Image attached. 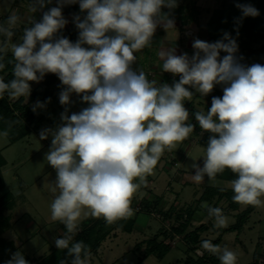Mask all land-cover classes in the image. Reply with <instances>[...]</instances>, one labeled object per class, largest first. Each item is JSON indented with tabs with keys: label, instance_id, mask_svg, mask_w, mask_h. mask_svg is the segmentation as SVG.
Segmentation results:
<instances>
[{
	"label": "clouds",
	"instance_id": "9594fccd",
	"mask_svg": "<svg viewBox=\"0 0 264 264\" xmlns=\"http://www.w3.org/2000/svg\"><path fill=\"white\" fill-rule=\"evenodd\" d=\"M51 2L31 0L29 12L36 13ZM76 3L86 15L73 18L78 29L73 42L59 33L68 23L63 7ZM57 4L43 12L40 21L30 19L31 26L16 43L12 39L21 17L13 13L0 24L4 37L0 70L6 67L9 50L12 60L8 63L13 65V79L5 82L0 77V99L5 94L11 100L29 97L30 82L39 83L49 73L63 86L59 93V102L65 106L62 123L40 132L41 140L52 137L45 154L56 172L50 188L54 194L50 218L66 229L54 243L71 257L60 264H89L88 246L73 242L83 220L103 218L112 225L134 214L133 197L147 184V176L164 152L177 149L195 130L184 102L192 101L197 93L207 96L217 85L224 86L222 97L214 96L207 112L195 113L201 134L210 135L203 166L192 159L195 173L191 179L196 184L206 177L212 182L230 170L236 177L230 181L232 200L264 207V65L242 63L236 40L224 32L222 39L211 43L194 39L191 56L187 52L177 55L175 47H161L158 56L163 72L179 79L157 86L133 65L136 53L153 46L158 27L175 29L171 10L178 6L177 0H57ZM236 6L242 12L238 22L259 15L251 4ZM73 94L88 106L69 115ZM47 103L50 98L37 101L33 112ZM8 135V130L0 132L2 137ZM201 207L216 228L227 227L228 217L220 207L207 202ZM201 248L217 256L220 264H237V253L227 247L203 240ZM5 264L29 262L17 251Z\"/></svg>",
	"mask_w": 264,
	"mask_h": 264
},
{
	"label": "rangeland",
	"instance_id": "374dc122",
	"mask_svg": "<svg viewBox=\"0 0 264 264\" xmlns=\"http://www.w3.org/2000/svg\"><path fill=\"white\" fill-rule=\"evenodd\" d=\"M30 1L31 0H27L26 2L20 0H0V24H5L8 16L13 13L20 16L21 10L29 11ZM53 2H56V0H53ZM227 2L228 0H177L178 6L171 10V17L174 19L175 25L184 24V22H186L183 30L193 31L197 38L210 42L207 35L206 22L214 9L224 8ZM57 6V3L53 5V7ZM77 6L78 10L74 12L62 9V14L68 20L65 27L76 30V38L78 39V29L75 27L73 18L75 15H79L81 19H83L86 12L81 14L79 4H77ZM42 11L41 9L36 13L29 12L27 19L24 21L20 20L22 24L19 22L14 31L23 34V30L28 26L30 19H42L40 16V13H43ZM162 11L169 12L170 10L164 8ZM243 24L244 23L239 25L241 27L238 26L237 28L239 38H234L238 44L237 56H243L244 59L241 62L246 65L250 66L254 63L264 65V29L260 27L261 25L264 27V23L258 24L256 21L251 20L250 25L247 27L252 31L254 30L253 32H250L249 29L242 31ZM255 28L258 32H255ZM157 32H161L162 37L159 36ZM3 39L4 37L0 36V40ZM19 39L20 36H14L12 43L18 42ZM166 39L178 43V46L175 48L176 54L180 55L183 53L182 49L186 48V43L189 39L193 40V37H187L185 33L183 34L177 28L168 29L166 31L163 27H158L153 36V46L144 49L140 53H136L137 63L133 65L134 69L143 70L145 72L150 67L156 68V61H160L162 64L163 60L158 56V52L161 47L168 48L161 45L162 40ZM9 52L11 53L10 50ZM224 55H226V53L221 54V56ZM152 75L150 81L157 78V74L154 71ZM167 76L170 77V74ZM171 76L173 75L171 74ZM57 83L61 84L60 81H57ZM30 85L31 89H40L42 87L41 81L39 83L30 82ZM54 91L56 93V88H54ZM60 92L61 90L59 93ZM57 94L58 93H56L55 99H59ZM76 97V94H73L71 97L73 103L68 106L69 115L81 110L76 104ZM23 98L24 102L28 99V97ZM55 99L51 100L50 106L53 109L56 107L61 113L64 112L65 106L57 104ZM205 102V99L198 93L193 96L192 101L184 102V106L190 114L189 122L195 125V128L197 121L194 115L196 111L206 112ZM32 104H35V102ZM55 104L57 106H55ZM72 107H75L74 111H71ZM42 111L45 112V108L37 109V111L31 115L33 116V121L37 119ZM46 114L47 112L45 115ZM22 121L24 122L23 125L30 129L28 135L13 144H9L5 137L0 136V155L5 161V165L0 168L4 183V188L0 194L9 192L12 195L11 208L0 213V218L4 215L8 216L10 228L2 232L0 237L12 241L15 247L13 253L0 264H5V262L10 260L12 255L17 251L22 252L25 258L29 257L30 264H36L35 260L38 259L39 256L47 254L51 247H56L54 238H60L64 234V230L60 229L63 224L54 222L50 218V204L54 199V194L50 191V188L54 186L52 182L56 179V172L48 164L45 159V154L50 149L52 137L49 136L44 140L40 139L41 130L53 127L50 126L48 121H41L40 129H34L33 122H31L32 125L28 122L27 118L25 119L23 117ZM195 130L190 137L186 139L187 141L184 140L186 142L185 145L180 143L177 149L171 152H164L160 159L163 163L159 161L160 164H157L153 173L147 176V179H153L154 183L150 184L148 182L149 180H147L148 183L146 186L149 188L145 190V188L141 189L140 187L136 194H145L148 192L166 195L170 194L173 195V198L176 194L178 197L176 202L186 205L184 210H182V215H186V211H192V220L190 225L187 226V230H191L193 227L197 226L201 218L200 220H202L203 223L210 224L209 231L204 232L201 236L210 240H214L220 236L219 245L221 247H227L237 253V264H253L254 261L258 264H264V207H255L248 215L247 221L239 231L234 230L222 235L220 234L221 228H216L214 226V219H210L208 216L202 214L203 210L201 205L196 207L197 202L195 200L204 187L209 186L224 189H231V187L230 182L219 179L210 182L206 177L201 184H196L191 179L192 175L195 173V170L191 168V164L194 162L192 159H197L195 162L199 163L201 166V159L205 151L204 147L195 143V135L199 138ZM181 155H184L185 158L184 161L182 160L179 162L178 158L181 157ZM171 158L176 159L177 163L174 165L170 163L169 161ZM182 173V178L173 182L170 180L174 175ZM170 190L172 192H170ZM261 199H264V197ZM217 206L221 208L225 207L224 199L220 200ZM135 207H137V205ZM243 209L244 205H241L235 211L224 212L228 217L227 226L235 222V215ZM153 213L156 212L154 211ZM155 216L156 214L139 213L133 230L130 233L117 230L113 232L114 234L108 235L100 242L95 252L90 251L91 256L89 257V264H183V260L188 255V251L185 250V247L180 245V243L171 247L168 252H163V258L161 257V259L158 258L157 252L147 255L141 261L137 259L138 256L142 257L143 247L140 252L135 253V243L152 237L160 229L158 218ZM213 230H216V232H213ZM171 243L172 242H169L168 244L171 245ZM158 251L162 253L160 250ZM218 264H220V261Z\"/></svg>",
	"mask_w": 264,
	"mask_h": 264
},
{
	"label": "trees",
	"instance_id": "16d2710c",
	"mask_svg": "<svg viewBox=\"0 0 264 264\" xmlns=\"http://www.w3.org/2000/svg\"><path fill=\"white\" fill-rule=\"evenodd\" d=\"M20 1H27V0H20ZM31 3V1H30ZM57 3L52 2L50 4H46V6L42 9V12L48 11L53 5ZM78 3L71 4V5H65L63 9L65 11L74 12L76 9ZM237 4H251L259 11V15L256 17H243L239 20L238 18L242 17L241 10L236 6ZM43 13H40V16L42 18ZM6 20V19H5ZM36 20V19H35ZM254 20L258 24L264 23V0H228L226 6L224 8L214 9L212 11V14L210 18L206 22V30L207 35L209 38L210 43L215 42L217 40H220L223 38V33L228 32L232 38H239V34L237 28L239 25H242V31L248 30L250 25V21ZM37 22L40 20H36ZM188 22V21H187ZM186 22L184 24H178V27L183 29L185 27ZM31 24L29 23L27 27H30ZM241 27V26H239ZM262 29V25L260 26ZM250 32H253L251 29H249ZM255 32H258L255 28ZM254 32V33H255ZM59 35H62L71 41L75 42L76 35L74 29L71 28H64L61 30ZM14 36H22L19 32H15ZM223 54V52H221ZM9 60H12V53L8 51L7 55L5 56L4 63L6 64L5 69L0 70V77H2L5 82L10 81L13 79L12 75V68L13 65L8 63ZM57 81H60L58 77L54 74H46L44 79L41 81L42 87L40 89H32L30 96L28 97L27 101L24 102V98L20 97L15 100L9 99L7 94L4 95L2 99H0V131L3 132L5 130L9 131V135L6 138L9 144H13L14 142L18 141L19 139L25 137L30 133V129L27 128V126L23 125L24 122L22 121L23 118H27L28 122H33V128L37 129L39 128V125L41 121H43L42 116L44 117L45 113L48 112V110L51 108L50 103L46 104L45 112L42 111L37 119H34L33 121V115L35 112H33L32 108L33 102H46L50 98V102L52 99L56 98V93L54 91V88H57L59 83ZM174 81L177 80H170L169 78H164L163 83L168 82L169 85H171ZM63 87V86H62ZM77 104L82 109L87 107L88 105L86 103L81 102V98L78 97ZM19 113V114H17ZM31 119V120H29ZM54 120V119H51ZM15 121H21V123H14ZM196 129V128H195ZM196 132V130H195ZM209 133H203L199 138L195 135V143L198 145L206 148L208 136ZM5 165L4 159L0 155V168ZM217 179L222 181L230 182L231 180L235 179V174H233L230 170H225L224 173L218 174ZM4 188V183L2 179V175L0 172V192ZM200 197L198 201H205L208 203V205L212 207H217V203L224 199L226 206L225 208H221L224 212L229 211H235L237 210L241 204H238L232 200V197L234 195L232 189H225L223 192L220 191V188L215 187H204L202 189V192L200 193ZM214 200V202H212ZM212 202V203H211ZM12 206V195L9 192H5L4 194H0V213L4 210L10 209ZM138 209L137 212H145V213H153V208L151 207L150 202L147 201H140L137 205ZM136 207L134 206L133 209ZM254 206L251 205H244V209L241 210L239 213L235 215V222L227 227H223L220 229V234H224L227 232H231L234 230L239 231L245 222L247 221L248 215L254 210ZM170 210L162 211L159 214L162 216V218L168 217L170 215ZM207 212V210L205 209ZM189 212V213H188ZM191 213L192 211H186V215H184L183 219L184 221L182 223H179L176 227L171 226V230L173 233L176 234H182V239L187 247L188 255L183 260V264H218L219 259L215 255H211L208 252L202 250L201 255H195L194 251L196 249H199L201 247V242L203 239L200 237V233L206 229L204 225H198L196 228H194L191 231H185L186 227L189 225L191 221ZM182 215L181 213H178L176 215L177 220L181 219ZM185 222V223H184ZM133 223L134 218H126L117 221L116 223L112 225H107L103 218L95 219V218H87L81 222V230L80 232L74 237V241H83L87 246L89 251L95 252L98 248L100 242L104 240L108 235L114 234L113 232L119 230L121 232L130 233L133 230ZM8 228H10V222L8 216H2L0 218V234L4 231H6ZM64 232L66 231L65 227H62ZM158 235H154L152 238L144 241L145 243V249L144 254L142 257H140L138 260H143L147 255L151 253H158V258H161L163 256V252H168L169 246L164 243V241H157ZM161 235H163L164 238L168 237L167 233L163 230L161 232ZM213 244H219L220 236L217 237L214 240H210ZM141 243H137L136 247H138ZM15 250V247L13 245L12 241L5 240L0 237V263L9 257L13 251ZM160 250L162 253H159ZM190 253V254H189ZM29 264L30 260L28 258H25ZM71 260V257L67 256V250H59L57 247L51 248L50 251L39 257L35 260L36 264H60L61 260ZM253 264H258L256 261H254Z\"/></svg>",
	"mask_w": 264,
	"mask_h": 264
},
{
	"label": "crops",
	"instance_id": "0c3cea01",
	"mask_svg": "<svg viewBox=\"0 0 264 264\" xmlns=\"http://www.w3.org/2000/svg\"><path fill=\"white\" fill-rule=\"evenodd\" d=\"M78 10V6H76V9H75V11H77ZM76 13V12H75ZM83 12H81V14H82ZM29 14V11H26V10H21V13H20V17H21V20H26L27 19V15ZM20 24H22V22L20 21ZM175 28H177V29H179L180 30V28L178 27V25H175ZM75 31V35H76V30H74ZM183 34L185 33V35L187 36V37H193V40L194 39H196L197 38V36L195 35V33L193 32V31H185V30H183V29H181L180 30ZM157 34L159 35V36H161V32H157ZM21 37V36H20ZM162 37V36H161ZM76 40H77V38H76ZM75 40V41H76ZM193 40H191V39H189V41L186 43V48H184V49H182V51H183V53L184 52H187L188 54H189V56H191L192 54H193V48H192V46H191V44L193 43ZM162 44V46H164V47H177L178 46V43L176 42V41H170V40H162V42H161ZM191 46V47H190ZM162 64H163V61H162ZM162 64H161V62L159 61V62H157L156 61V68H152V67H150L148 70H152V71H154L157 75H156V83H157V86H159L160 84H162L161 82H163V80H164V78L167 76V75H171V73H166V72H163V70H162ZM147 70V71H148ZM60 90H62V85H59L57 88H56V93H58L57 95H58V98H59V91ZM78 97L79 96H77L76 97V104H77V99H78ZM57 102V104H60V102H59V99H55ZM78 105V104H77ZM55 106H57L56 104H55ZM79 106V105H78ZM81 108V107H80ZM82 109V108H81ZM75 110V107H72L71 108V111H74ZM45 117H43L44 118V120L43 121H48L49 122V124H50V126H52L53 128H55L57 125H59V124H61L62 123V121L60 120L61 119V112H59V110H57L56 109V107H55V109H53L52 107L48 110V112H47V114L46 115H44ZM51 119H54V120H51ZM42 121V122H43ZM41 122V123H42ZM41 123H40V125H41ZM40 125H39V128L38 129H40ZM52 128V129H53ZM187 141V140H186ZM183 143V145H185V141H183L182 142ZM197 144V143H196ZM180 149V148H179ZM184 158H185V156L184 155H181V157H179L178 158V160H179V162H181L182 160L184 161ZM160 162H162L161 160H159ZM160 162L158 163V164H160ZM170 163H173V165L174 164H176L177 163V160L176 159H174V158H171L170 159V161H169ZM201 162H202V164H201V166H203V160L201 159ZM163 163V162H162ZM160 166V165H159ZM166 166V165H165ZM157 167V166H156ZM163 169V168H162ZM177 176V177H176ZM183 177V173L182 174H179V175H174L173 176V178L171 177L170 178V180L173 182V181H176L177 179H179V178H182ZM148 178V177H147ZM217 179V178H216ZM147 180H149L148 182L151 184H153L154 183V181H153V179L151 180L150 178L149 179H147ZM138 181V180H137ZM153 181V182H152ZM147 182V183H148ZM143 188H145V190H147L149 187H147L146 185H142L141 186V189H143ZM144 190V191H145ZM170 192H172L171 190H170ZM200 195L201 194H198L197 195V198H196V202H197V204H196V207L198 206V205H201L202 203H204L205 201H198V199H199V197H200ZM175 197L173 198V195H170V194H158V193H145V194H135V196L133 197V200H132V207H134V206H136V205H138L139 204V202L140 201H142V200H144V201H147V202H150V204H151V207L153 208L152 210H153V212L155 211L156 213H151V215H153V214H156V216L155 217H157L158 218V222H159V225H160V229L157 231V233L155 234V235H157V234H159L158 235V238H157V241H164V243L165 244H167L168 246H169V249L171 248V247H174V246H176V244L177 243H180V245H182V246H184L185 247V250H187V247H186V245H185V243H184V241H183V239H182V234L180 235V234H176V233H173L172 232V230H171V226H174V227H176L179 223H182L183 221H184V219H183V215H182V210H184V208H185V204H183V203H177L176 202V199L178 198L177 197V195L175 194L174 195ZM171 200H172V202H171ZM176 202V203H175ZM212 202H214V200H212ZM211 202V203H212ZM220 202V201H219ZM218 202V203H219ZM218 203H217V205H218ZM194 205V204H193ZM192 205V206H193ZM225 206H226V203H225ZM218 207V206H217ZM221 208V207H220ZM223 208H225V207H223ZM169 209H171L170 210V215H168V217H166V218H162V216L159 214V210H160V212H162V211H166V210H169ZM202 210H203V212H202V214H204V215H206V216H208V213L205 211V209L204 208H202ZM139 213H143V212H137L135 209H134V214L131 216V217H128V218H134V223H133V227H134V224H135V222H136V219H137V216H139ZM178 213H181V215H182V217H181V219H179V220H177V218H176V215L178 214ZM202 217H203V215H202ZM185 218V217H184ZM201 219V218H200ZM199 219V223H198V225H204L205 227H206V229L205 230H203L201 233H200V237L201 238H203L201 235L204 233V232H208L209 231V226H210V224L209 223H203V221L202 220H200ZM192 220V219H191ZM191 222V221H190ZM189 225H190V223H189ZM197 225V226H198ZM64 225H61V228L60 229H63L62 227H63ZM197 226H195V227H193L191 230H193L194 228H196ZM165 231L166 233H167V235H169L168 237H166V238H164L163 237V235H161V232L162 231ZM191 230H187V227H186V229H185V231L187 232V231H191ZM213 232H216V230H213ZM154 236V235H153ZM152 236V237H153ZM152 237H150V238H152ZM150 238H147V239H144V240H141V241H139V242H137V243H141L138 247H136V244L137 243H135V248H134V252L135 253H138V252H140V250L142 249V247H143V254H144V249H145V243H144V241H146V240H148V239H150ZM203 239H206V238H203ZM206 240H210V239H206ZM169 242H172L171 243V245H169L168 243ZM219 244H220V241H219ZM218 244V245H219ZM51 248H55V247H51ZM50 249V248H49ZM49 249H48V251H49ZM256 250H257V246H256ZM198 252V254L199 255H201V253H202V248L200 247L199 249H196L195 251H194V254L195 255H198V254H196ZM48 253V252H47ZM198 255V256H199ZM43 256V255H42ZM39 257H41V256H39ZM38 257V258H39ZM187 257V256H186ZM185 257V258H186ZM140 258V256H138L137 257V259H139ZM163 258V257H162ZM184 258V259H185ZM28 259H29V257H28ZM33 259V258H32ZM159 259H161V258H159Z\"/></svg>",
	"mask_w": 264,
	"mask_h": 264
},
{
	"label": "built area",
	"instance_id": "2783aa9c",
	"mask_svg": "<svg viewBox=\"0 0 264 264\" xmlns=\"http://www.w3.org/2000/svg\"><path fill=\"white\" fill-rule=\"evenodd\" d=\"M145 73H146V75H147V78L150 80V78H151V76H153L152 75V73H153V71L151 70H148V71H145ZM172 77V78H171ZM166 78H169L170 80H177L178 81V79H179V77H177V76H171L170 75V77L169 76H166ZM223 85H217V86H215V88L216 89H214L211 93H209L207 96H202L204 99H205V106H206V109L208 110L210 107H211V101H212V98L214 97V96H217V97H222V95H223ZM209 102V103H208ZM207 110H206V112H207ZM195 116V115H194ZM196 134L197 135H199V136H201L202 134H201V129H200V127H199V125H198V122H196ZM198 137V136H197ZM196 141V140H195ZM193 143V142H192ZM194 144V143H193ZM138 209V207H136L135 208V210H137ZM196 254H198V253H196ZM199 255V254H198Z\"/></svg>",
	"mask_w": 264,
	"mask_h": 264
}]
</instances>
